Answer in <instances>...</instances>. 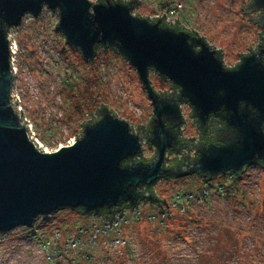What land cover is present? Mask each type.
Segmentation results:
<instances>
[{
    "label": "water",
    "instance_id": "1",
    "mask_svg": "<svg viewBox=\"0 0 264 264\" xmlns=\"http://www.w3.org/2000/svg\"><path fill=\"white\" fill-rule=\"evenodd\" d=\"M138 2L0 0V239L61 208L99 215L123 207L131 211L142 199L160 205L159 197L142 191L140 185L149 187L161 178L192 173L213 177L226 171L240 174L246 165L264 164L262 49L243 55L237 67L226 69L222 53L220 58L217 49L197 32L178 29L177 23L163 26L164 17L149 21L134 15L131 9ZM44 8L55 11L56 28L84 61L91 63L94 46L101 45L118 52L135 68L153 104L150 131H133L127 121L102 105L98 118L84 122L79 136L65 144L43 149L34 140L30 122L16 108L10 31L24 17H37ZM257 9L264 10V0H250L245 7L246 11ZM149 68L178 87L176 97L168 99L154 91ZM182 99L191 105L201 127L208 113L220 110L233 132L223 145L202 144L195 161L179 169L164 168V150L176 137L164 127L162 117L178 126L183 116L177 101ZM143 140L156 149L149 161L141 158ZM136 157L140 159L134 162ZM125 160L129 161L122 164ZM161 202L166 205L164 199ZM158 211H163L161 205Z\"/></svg>",
    "mask_w": 264,
    "mask_h": 264
},
{
    "label": "rangeland",
    "instance_id": "2",
    "mask_svg": "<svg viewBox=\"0 0 264 264\" xmlns=\"http://www.w3.org/2000/svg\"><path fill=\"white\" fill-rule=\"evenodd\" d=\"M248 1L140 0L132 13L154 18L177 3L174 21L203 36L222 53L223 64L231 66L258 42L260 29L242 10ZM13 42L16 108L22 109L43 149L79 136L81 123L102 105L134 129L148 125L150 99L135 68L118 52L100 48L91 63L84 61L65 44L50 16L37 22L27 19L23 28L13 31ZM149 78L155 90L168 89L155 73ZM181 108L186 123L182 134L194 136L197 126L189 108ZM151 153L144 146L142 157ZM231 176L160 179L153 187L167 205L160 203L164 215L160 205L140 202L139 218L122 227L123 245L113 247L109 237L92 232L82 249L88 250L90 260L74 264H264V166H248L235 186L229 185ZM204 185L207 193L201 202L186 200V194H196ZM177 194L182 200L174 206ZM92 221L75 209L61 208L33 226L15 228L0 239V264H48L39 248L45 235L54 230L70 233L75 225Z\"/></svg>",
    "mask_w": 264,
    "mask_h": 264
},
{
    "label": "flooded vegetation",
    "instance_id": "3",
    "mask_svg": "<svg viewBox=\"0 0 264 264\" xmlns=\"http://www.w3.org/2000/svg\"><path fill=\"white\" fill-rule=\"evenodd\" d=\"M97 1H100V0H97ZM128 1L129 0L124 1V2H128ZM139 2H140V0H139ZM139 2H138V4H139ZM249 2H250V0L242 8V10H243V13L245 14L247 20L249 22H251L252 24L256 25L260 29L259 30L260 32H258V42L255 45L254 49H251L250 51H248L246 53H243L241 55L239 54V57H238L237 61L235 62V64H233L231 66H225L223 64L224 68H226V69H234L235 67H237V65L240 62V59H241V57L243 55L251 53L252 51H258L259 49H262L261 56H262V60H264V10L257 9V10H252V11H246L245 7L247 6V4ZM138 4H136L135 6H137ZM49 16L51 18L53 17L55 19V28H56V24H57L58 18H57V15H56L55 11H51V10H49L47 8H44L43 11L37 17H33L32 15H27L26 17H24L23 22H22V24L19 27L11 29V31H10V34H11V36H10V46H11V50H12V55H13L14 48H15V43L13 42V31H15L18 28H23L24 27V23H25V21L27 19H32L33 21L37 22V21H41V20H43V19H45L46 17H49ZM145 18H147V17H145ZM147 19H149L151 21L155 20V19H151V18H147ZM57 30L61 33V31L59 29H57ZM191 33H195V32L193 31ZM62 36H63V34H62ZM63 38H64V36H63ZM64 41H65V39H64ZM65 44H67V43L65 42ZM71 49H73V48H71ZM74 50H76V49H74ZM76 51L80 54V52L78 50H76ZM113 51H115V50H113ZM80 56H81V54H80ZM12 58H13V56H12ZM88 63H90V62H88ZM222 63H223V61H222ZM13 71H14V80H15V72H16V70H15V67H14V63H13ZM150 72L155 73L163 82H166L167 85H168V89H164L162 91L161 90H155L153 85L151 84V81H150V78H149ZM148 78H149L150 85L152 86V88L154 89V91L157 94L162 95L163 97L168 98V99L177 96L178 91H179L178 87L175 84H173L167 77H163V76L159 75L156 71H154L152 68H149V70H148ZM140 83H141V81H140ZM141 85H142V83H141ZM14 92H15V90H14ZM15 95H16V92H15ZM16 97H17V95H16ZM177 102L179 103V106H180V109H181V113H182L181 105L186 104L188 106V108H189L188 109V111H189L188 115L191 118V120L195 122V124L197 126V132H196V134L194 136H191V137L183 136V134H182V125L185 123V118L183 116V113H182L183 121L178 126L174 125L172 120H170V119H168L166 117H162L164 127H166L169 130H171L173 132V134L175 135V137H176V142L172 146L166 147L165 150H164V158H163V161H162V167H164V168L173 167V168H178L179 169L183 165H185L187 163H190L192 161H195L198 158V155H199L197 149L202 144L207 145L208 143H215L217 145H223L227 141L226 138L228 136H230L232 134V132H233L232 129L223 120V118H222L223 112L222 111L219 110V111H216V112H213V113H208L207 116H206V119H205L204 127H201L199 125L198 121L196 120V117L194 116V114L192 112L191 105L185 99H182L181 101H177ZM151 105H152V114L150 116V120L148 122V125L145 126V127H139L137 129H133L130 126L133 131H140L141 133L150 131L151 125H152V121H153V118H154L153 104L151 103ZM99 109L100 108L98 107L97 110H96V113L94 115H92L87 121H83L81 123V129H82V124L84 122H91L92 120L98 118V116H99L98 110ZM263 130H264V124H263ZM80 132H81V130H80ZM144 146L146 148L151 149L152 153H151L149 158H144V157H141V158L145 159V161H149L156 155V149H155V146L153 144H151V143H149V142H147L145 140H143V150H144ZM252 165L264 166V164H261V163L252 164ZM248 166H250V165H246L244 167V170L241 172V174L246 170V168ZM227 172L230 173L232 171H226L223 174H225ZM192 174H197V173H192ZM219 174H222V173H219ZM188 175H191V174H186L184 176H188ZM197 175L206 176L207 177V175H200V174H197ZM216 175H218V174H216ZM177 177H182V176H177ZM165 178H175V177H165ZM161 179H164V178H161ZM154 185H155V183H154ZM155 195H157V194L155 193Z\"/></svg>",
    "mask_w": 264,
    "mask_h": 264
},
{
    "label": "built area",
    "instance_id": "4",
    "mask_svg": "<svg viewBox=\"0 0 264 264\" xmlns=\"http://www.w3.org/2000/svg\"><path fill=\"white\" fill-rule=\"evenodd\" d=\"M177 5V3L173 5L168 4L160 11L159 14L151 19L164 17L166 24L170 26H174L176 23L178 24L177 20L174 21L172 18V15L176 11L175 6ZM23 119L27 122L24 116ZM206 189L207 188L204 185L198 193L186 194V200L193 198L201 202V199L205 197V194L207 193ZM181 200L182 196L177 194L176 199L172 202V205L176 206V204H179ZM139 204H137L135 209H131V211L128 210V207H123L118 211L112 213H102L99 215L83 213L82 215L90 217L93 221L91 223L87 222L77 226L74 230L70 231V233L65 232L62 234L58 230L51 231L43 237V240H40L39 244V248L46 262L48 264H74L78 260L89 261L91 258L90 253L82 249L84 247L83 244L86 243L90 237H92V232L109 237V245L113 247L123 245L125 241L122 237V227L125 226L129 220L139 218ZM162 209L163 211L160 213L164 215L165 207Z\"/></svg>",
    "mask_w": 264,
    "mask_h": 264
},
{
    "label": "trees",
    "instance_id": "5",
    "mask_svg": "<svg viewBox=\"0 0 264 264\" xmlns=\"http://www.w3.org/2000/svg\"><path fill=\"white\" fill-rule=\"evenodd\" d=\"M112 1H115V0H112ZM117 1H123V0H117ZM134 9V7L131 9V12H132V10ZM147 19V18H146ZM149 20V19H148ZM149 21H151V20H149ZM153 21V20H152ZM161 25H163V26H166L167 24L166 23H164L162 20H161ZM174 26H177V25H174ZM178 29H181V27H179ZM190 32H193L192 30L190 31ZM195 32V31H194ZM95 47V50H96V52L98 51V49H100V48H107L108 49V47H103V46H101V45H95L94 46ZM216 54H218V56L219 57H221V53H220V51L219 50H217V53ZM263 62H264V60H263ZM112 114H113V112H112ZM113 115H115V114H113ZM140 159V157L138 158V157H136L135 159H134V162L135 161H137V160H139ZM142 160L143 161H145V159H143L142 158ZM129 160H125V161H123L122 162V164H124L125 162H128ZM231 173V178H232V181L230 182V184L229 185H232V186H235L236 185V179L241 175V173L240 174H235V173H233V172H230ZM208 178H211V177H209V176H207ZM154 185V184H153ZM153 185H151V186H149V187H145V186H143V185H140V188H141V190L142 191H145V190H150V191H152V192H154V189H153ZM224 185V184H223ZM226 191H228V189L226 190ZM155 193V192H154ZM142 201H144V202H146L145 200H138V203L139 202H142ZM159 203H161V198L159 197ZM123 207V206H122ZM75 210H77V212L80 214V215H82L83 214V212H82V209L81 208H77V209H75ZM102 211H105V209H103ZM91 214V213H90ZM80 225H82V223L81 224H77V225H75V228L77 227V226H80ZM50 233V232H49ZM86 251H88V250H86Z\"/></svg>",
    "mask_w": 264,
    "mask_h": 264
}]
</instances>
